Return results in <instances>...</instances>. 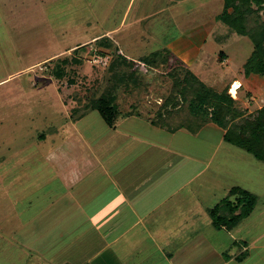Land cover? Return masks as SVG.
I'll list each match as a JSON object with an SVG mask.
<instances>
[{
	"label": "crops",
	"instance_id": "1",
	"mask_svg": "<svg viewBox=\"0 0 264 264\" xmlns=\"http://www.w3.org/2000/svg\"><path fill=\"white\" fill-rule=\"evenodd\" d=\"M32 1L33 8L42 2ZM74 1L77 9H66L72 10L77 25H94L93 35L47 57L39 66L54 67L59 55L70 51L80 59L81 51L88 49L91 56L102 41L108 51L115 49L141 67L145 58L164 50L171 53L170 62L180 61L196 77L209 64H216L212 72L219 76V70L231 65L222 51L208 63L199 60L209 38L223 43L221 31L234 33L218 20L223 0ZM171 24L176 36L162 48L136 53L139 45L151 46ZM104 51V56L94 57L107 64L110 52ZM231 68V85L240 84L235 95L240 86L250 88L248 82L258 76L236 80L239 69ZM74 108L65 117L71 122L67 130L49 128L30 141L36 155L25 163L30 162L32 171H15L8 163L14 158L19 137L15 131L21 125H4V120L18 109L0 106V163L6 166L0 174V264H246L253 247L264 248L259 245L264 231L256 235L253 246L235 235L236 227L215 228L208 213L211 207H204L215 199L210 192L219 193L214 179L222 180L218 183L223 194L239 186L228 178L231 166L219 161L224 130L209 123L194 136L185 129L169 133L135 115L121 116L108 126L96 110L74 119L70 112Z\"/></svg>",
	"mask_w": 264,
	"mask_h": 264
},
{
	"label": "rangeland",
	"instance_id": "2",
	"mask_svg": "<svg viewBox=\"0 0 264 264\" xmlns=\"http://www.w3.org/2000/svg\"><path fill=\"white\" fill-rule=\"evenodd\" d=\"M90 2L96 4L97 0H91ZM73 3L76 2L74 0H42L40 6L37 5V8H33L34 5L31 0H0V106L9 105L10 108L18 109L12 110L10 117L4 120V125L9 123L15 124V127L19 124L21 125V129L17 128L15 131L18 132L19 137L15 140L16 147L14 153H12L14 158L8 163V167H13L11 170L32 171L29 169L30 162H25L28 161L29 157L36 155L35 148L30 145L32 144L30 141L34 142V136L38 137L37 134L47 132L49 128L52 130L56 128L67 130L71 123L65 118L69 114V109L75 107L81 111L83 109L82 106L91 98L97 97L105 86V79L108 76L106 73L107 64L97 57L90 56L88 49L82 50L79 55L82 61L81 65L71 64L68 66L66 68L67 74L60 81L53 79V77L49 78L47 75L53 66L43 68L39 66L40 64H37L47 57L82 41L87 36L93 35L91 29L94 28V25L87 27L84 24L77 25V22H74V17L71 16V9H77L78 3ZM68 6L72 8L67 10ZM83 13L85 12L82 11L81 15ZM258 17L264 21V5L262 11L258 12ZM82 20L85 21V18ZM164 21L167 23L168 19H164ZM169 22L172 21L169 19ZM252 24L253 22L249 20L248 26ZM173 27L174 25L171 24V29H162L160 33L158 32V38L151 46L146 45L147 43L139 45L137 50H135L136 53L141 55L144 52L162 48L160 46L166 40L176 36V31ZM223 31L220 34L223 43H217L209 38L203 46L199 60L201 64L208 63L211 57H219L221 54L219 52L222 51L228 56L231 62L230 67L222 69L217 67L218 70L221 69L219 72H222L219 76L212 72L216 64H209L208 69H203V71L199 69L202 72L197 78L216 92L228 87V95L233 97V99L234 97L237 99L236 107L243 111L244 117H248L256 113L258 106L264 105V76L252 77L251 81L248 82L250 85L248 87L250 88L240 86V92L237 95L234 93L236 88L233 89V87L231 89L232 93H230V87L234 84L231 85V82L234 81L231 67H236V69L243 67L251 55L253 45L247 37H241L235 33L230 34L228 30H226L227 33ZM124 52L130 54L128 51ZM88 55L90 57H87ZM73 56L70 51L69 54L59 55L58 58L68 57L67 59L70 60ZM161 68L164 73L166 69L164 67ZM195 71L197 72L196 69ZM9 75L13 76V78L9 81L1 82V80L8 78ZM222 76L225 77V80ZM43 77L48 80L43 81ZM235 79L238 80L237 77ZM70 80L73 82L70 83ZM31 82L36 85L35 88L31 87ZM157 82V85H159L157 95H166L170 89V79L166 75H162ZM154 94L156 95V92ZM154 94L148 95L146 93L145 95V93H142L139 100L145 101L149 109L150 105L153 106L154 100H156V103H161V100ZM134 95L136 94L130 95L128 93L126 95L124 91L119 93L118 104L121 112L130 110V105L138 102V98ZM14 101H17L18 104H14ZM142 114L144 115L145 112ZM2 119L1 117L0 125L3 123ZM21 131L22 136L20 137ZM2 132L3 128L0 126V144ZM25 133L29 134L27 139H25ZM2 154L0 146V159ZM218 155L220 156V162L225 160V165L228 163L231 166L227 172L229 173L228 178L235 185L239 184L242 189L249 191L256 197L252 214L235 228L237 237L243 238L255 246L253 241L256 235H260L264 231V163L257 161L250 154L225 142L220 148ZM232 155L235 158H232ZM34 159H37V157H34ZM231 159L232 161H230ZM0 165L2 167L3 164L0 163ZM42 165H46V163L43 162ZM3 167L0 168V174L2 170H6V166L3 165ZM214 182V184L219 186V188L216 186L219 193L210 190L215 199L208 200L204 205L205 208H212L222 198L227 196V194H223V188L220 187L222 185L219 184L222 183V180L214 179ZM224 182L231 181L225 179ZM208 183L210 182L208 181ZM201 227L205 229L204 226ZM207 231L205 230V232ZM259 245L264 246V240ZM250 254L251 258L246 264H264V248L262 246L259 249L253 247V250H250ZM33 263L38 264L37 261H33Z\"/></svg>",
	"mask_w": 264,
	"mask_h": 264
},
{
	"label": "trees",
	"instance_id": "3",
	"mask_svg": "<svg viewBox=\"0 0 264 264\" xmlns=\"http://www.w3.org/2000/svg\"><path fill=\"white\" fill-rule=\"evenodd\" d=\"M263 5L264 0H223V11L218 20L236 35L247 37L253 45L251 55L237 72V78L264 76V21L258 17ZM249 20L253 22L251 26H248ZM98 47L102 50H96ZM108 48V44L102 41L91 52L92 56H104V50L110 52L106 66L108 76L103 91L85 103L81 111L74 108V119L80 118L89 110H96L103 121L112 126L121 116L135 115L169 133L185 129L192 135L212 123L224 130L223 141L226 144L239 148L264 163V106L254 115L244 117L243 111L236 107V100L228 95V87L220 92L214 91L180 61L173 59L170 62L172 55L167 50L145 58V66L141 67L123 57L117 50L108 51ZM81 63V59L76 57L70 60L59 59L49 74L62 80L67 74L68 66H78ZM161 67L166 69L164 73ZM162 75L170 79L171 85L166 95H157V81ZM123 91L126 95L136 94L134 96L138 98V102L131 104L127 112H121L118 104V95ZM142 93L154 94L161 103L154 100L153 106L150 105L148 109L145 101L139 100ZM255 202L256 197L252 193L233 186L225 198L208 210L212 225L218 229H234L252 214ZM245 256L241 255L238 260L242 261Z\"/></svg>",
	"mask_w": 264,
	"mask_h": 264
},
{
	"label": "clouds",
	"instance_id": "4",
	"mask_svg": "<svg viewBox=\"0 0 264 264\" xmlns=\"http://www.w3.org/2000/svg\"><path fill=\"white\" fill-rule=\"evenodd\" d=\"M239 86V83L238 82H235L234 84H233V89H235V88H237ZM235 98V97H234Z\"/></svg>",
	"mask_w": 264,
	"mask_h": 264
},
{
	"label": "built area",
	"instance_id": "5",
	"mask_svg": "<svg viewBox=\"0 0 264 264\" xmlns=\"http://www.w3.org/2000/svg\"><path fill=\"white\" fill-rule=\"evenodd\" d=\"M232 95V94H231Z\"/></svg>",
	"mask_w": 264,
	"mask_h": 264
}]
</instances>
